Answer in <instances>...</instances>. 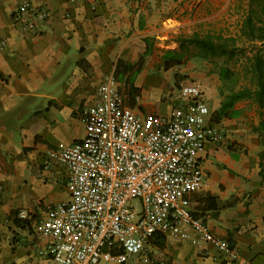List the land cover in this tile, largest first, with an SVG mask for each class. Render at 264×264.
I'll return each mask as SVG.
<instances>
[{"label": "crops", "instance_id": "obj_1", "mask_svg": "<svg viewBox=\"0 0 264 264\" xmlns=\"http://www.w3.org/2000/svg\"><path fill=\"white\" fill-rule=\"evenodd\" d=\"M22 1L46 12L33 31L16 27L15 13ZM192 3L197 8L221 4L212 15L222 12L225 17L229 4H241L242 16L246 6V0ZM182 34L185 0H0V264H60L39 253L51 239L36 229L49 208L69 199L67 171L47 151L83 137L82 110L97 100L102 79L113 76L119 64L137 61L145 38L151 52L135 75L139 93L129 107L147 117L168 116L179 103L177 91L168 90L159 76H148V70L151 63L158 64L163 50L176 47L174 39L171 45L162 40ZM116 83L120 97L123 91L126 95ZM205 101L212 121L211 111L221 99L205 96ZM241 101L234 105L235 117L214 122L222 127L224 139L205 143L198 154L205 181L187 200L192 215L227 240L241 259L264 264V154L260 161L261 146L252 130L258 109L244 100L255 110L254 121L244 124ZM230 134L236 139L233 146L227 143ZM207 196L233 204L200 209ZM20 212L26 217L20 218ZM99 264L225 263L210 242L192 243L156 232L145 239L140 253L104 251Z\"/></svg>", "mask_w": 264, "mask_h": 264}, {"label": "built area", "instance_id": "obj_2", "mask_svg": "<svg viewBox=\"0 0 264 264\" xmlns=\"http://www.w3.org/2000/svg\"><path fill=\"white\" fill-rule=\"evenodd\" d=\"M45 18V11L22 1L14 20L20 32H29ZM97 94L81 112L83 137L47 151L67 171L69 199L36 223L51 239L39 253L60 264H99L104 251L135 255L146 238L161 232L210 242L225 264H249L188 207L187 195L205 181L198 154L205 143H220L225 136L210 120L199 84L180 83L179 103L165 117L143 116L124 105L113 76L102 79Z\"/></svg>", "mask_w": 264, "mask_h": 264}, {"label": "trees", "instance_id": "obj_3", "mask_svg": "<svg viewBox=\"0 0 264 264\" xmlns=\"http://www.w3.org/2000/svg\"><path fill=\"white\" fill-rule=\"evenodd\" d=\"M237 38L244 43L251 44L248 50L249 54L246 56L247 64L242 72L245 84L236 90H229L223 95L219 107L211 112V119L216 122L223 117H235L237 115L234 109L236 102L241 100L253 102L258 109L259 120L252 130L257 134L261 146L259 152L261 161L264 154V0H246ZM237 38L224 36L220 32L199 33L193 31L188 35H177L174 38L176 47L163 50L157 66L165 71L182 64L190 56L204 60L215 57H222L225 60L233 59L238 54H245V48L236 45ZM144 41L145 50L137 61L133 64L125 63L121 66L119 64V68H115L112 74L114 80L125 88L127 103L131 107L135 105L139 93V88L134 86L135 75L139 72L144 57L151 52L150 42L146 38ZM235 73L228 67H221L218 70L219 78L222 81L235 78ZM209 198L211 199L210 203H208ZM232 204L233 201L230 200L221 201L215 197L207 196L200 209L218 210ZM195 217L198 216L195 215Z\"/></svg>", "mask_w": 264, "mask_h": 264}, {"label": "rangeland", "instance_id": "obj_4", "mask_svg": "<svg viewBox=\"0 0 264 264\" xmlns=\"http://www.w3.org/2000/svg\"><path fill=\"white\" fill-rule=\"evenodd\" d=\"M193 0H185V34L188 35L192 31H197L199 33H204L206 30H211L214 32H220L224 36H231L234 38L238 37V29L241 21L240 9L242 8L241 4L238 6L229 4L224 9H227V14L220 12L219 14H214L216 10L221 8V4L218 5H203L197 8L196 3H192ZM192 3V4H191ZM176 36L167 37L162 40L172 44L173 39ZM237 46H243L245 48V54H238L233 59L225 60L222 57H215L212 59L204 60L194 57H188L182 64L173 66L167 71L158 68L157 64L151 63V67L148 70L149 75H157L162 81H166L168 90L177 91L178 85L185 82H196L199 84L203 94L205 96H210L215 99H222L223 95L229 90H236L241 87L242 84H245V79L242 76L243 68L247 64L246 56H248V50L251 47V44L244 43L241 39H236ZM176 46V45H175ZM171 48V47H169ZM150 55V54H149ZM155 60V56L153 57ZM221 67H228L232 69L235 73L234 77L229 81H222L219 78L218 70ZM148 77L143 79L145 82L144 86L148 82ZM120 95V94H119ZM171 95V92H170ZM124 95V91L121 94V101L127 103V98ZM123 97V99H122ZM165 95L162 99H166ZM244 103L243 109L246 111V114L243 116L245 119L244 124L253 122L255 117V110L252 108L250 103H245L244 100L238 104ZM129 106V105H128ZM210 109V108H209ZM211 110V109H210ZM212 112V111H211ZM243 137L241 135L239 138ZM227 138V143L233 146L235 142V137L230 134Z\"/></svg>", "mask_w": 264, "mask_h": 264}]
</instances>
